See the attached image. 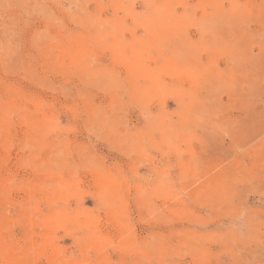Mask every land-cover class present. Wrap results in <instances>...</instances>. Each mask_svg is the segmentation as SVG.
Segmentation results:
<instances>
[{
    "label": "rangeland",
    "instance_id": "374dc122",
    "mask_svg": "<svg viewBox=\"0 0 264 264\" xmlns=\"http://www.w3.org/2000/svg\"><path fill=\"white\" fill-rule=\"evenodd\" d=\"M0 264H264V0H0Z\"/></svg>",
    "mask_w": 264,
    "mask_h": 264
}]
</instances>
